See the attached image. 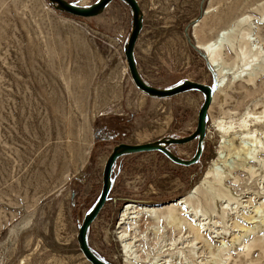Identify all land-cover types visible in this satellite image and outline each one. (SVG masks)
<instances>
[{"label": "rangeland", "instance_id": "obj_1", "mask_svg": "<svg viewBox=\"0 0 264 264\" xmlns=\"http://www.w3.org/2000/svg\"><path fill=\"white\" fill-rule=\"evenodd\" d=\"M66 1L86 7L99 0ZM136 2L143 18L135 65L143 81L160 90L185 80L211 87L214 72L203 51L194 47L193 35L205 42L244 15L264 14V0ZM131 29L132 12L123 0L110 2L92 17L60 12L48 0H0V264H91L79 249L77 234L98 201L113 148L183 138L195 131L205 96L187 91L158 98L138 89L124 54ZM256 30L264 48V23ZM259 86L264 87L261 79L254 84L232 80L211 101L195 164L179 165L161 150L117 158L106 203L86 235L95 256L107 264H124L115 234L122 206H162L189 193L221 151L225 134L216 131V121L227 124L226 113L234 109L256 115L264 110V98L254 93ZM196 148L194 140L172 144L170 150L187 160ZM263 175L264 168L253 181ZM215 205L213 221L223 218L229 225L230 210ZM141 221L142 230L151 223L144 216ZM157 226L158 238L156 234L149 241V248L139 242L134 252L138 261L152 256L150 248L154 253L165 235L164 224ZM254 232L258 236H244L225 251L218 241L194 240L195 249L182 252L185 260L177 255L176 261L264 264V224ZM166 235L169 241L179 236L173 228Z\"/></svg>", "mask_w": 264, "mask_h": 264}, {"label": "bare ground", "instance_id": "obj_2", "mask_svg": "<svg viewBox=\"0 0 264 264\" xmlns=\"http://www.w3.org/2000/svg\"><path fill=\"white\" fill-rule=\"evenodd\" d=\"M208 11L206 9L201 15ZM262 23L264 14L258 18L244 15L208 41L199 42L193 35L194 47L203 51L217 78L212 101L221 95L232 80L239 79L254 84L261 79V83H264V48L260 38L253 34ZM254 93L261 95L263 99L264 87L259 86ZM254 113H240L234 109L226 113L227 124L216 121V131L225 134L220 144L221 151L185 196L162 206L134 203L122 206L115 223V234L122 247L124 264H173L172 258L177 264H187L186 261L177 262L176 257L179 255L185 260L182 252L195 249L194 240H199L196 243L218 241L225 251L244 236H258L254 231L259 223L264 224V175L259 181L253 180L259 176V170L264 168V110L257 112L258 115ZM255 165L256 170L253 167ZM245 175L249 178L244 179ZM228 180L229 185L226 184ZM202 198L206 204L202 203ZM215 204H224L230 210L229 225L223 218L219 222L213 221L211 211L218 212ZM143 216L151 221L147 223L145 230L141 229L144 222L140 223ZM158 224H164L165 235L159 238L154 253L153 248H150L152 256L138 261L134 252L137 251L139 242L144 240L142 243L149 248V241L156 238V234L158 238ZM199 225L203 227L200 228ZM172 228L179 236L169 241L171 237L166 232ZM201 232L214 235L208 236L209 234ZM209 237L216 239L210 240ZM189 238H193V241L188 240ZM186 241L190 246L184 244ZM148 257L150 258L147 259Z\"/></svg>", "mask_w": 264, "mask_h": 264}, {"label": "water", "instance_id": "obj_3", "mask_svg": "<svg viewBox=\"0 0 264 264\" xmlns=\"http://www.w3.org/2000/svg\"><path fill=\"white\" fill-rule=\"evenodd\" d=\"M112 1L114 0H99L98 2L93 3L89 6L80 7L71 4L66 0H48V2H50L56 10L78 17H92L99 15L104 11L105 7ZM123 1L130 7L132 12V29L128 38V42L124 46V54L128 65V70L130 72V76L134 84L137 86V88L147 93L150 96H156L158 98H163V97L167 98L187 91H198L203 93L205 99L198 111L196 129L190 135L183 138H172V137L163 138L142 145L120 144L113 148L103 168L102 190L98 198V201L96 202L95 206L91 209V211H89L84 216L82 220V224L79 227L77 234V242L79 245V249L81 250L85 259L88 260L91 264H107L102 262L91 251L87 243L86 235L88 228L91 226L95 218L99 215L101 209L106 203L107 196L110 192L111 184H112L111 181L112 168L117 158H119L124 154L132 153V152L161 150L170 160H172L173 162L179 165L189 166L195 164L200 158L202 153V144L206 137V132H207L206 127H207L208 109L210 108L212 96L215 92V88H216L215 82L217 80L214 74V83L211 87L190 80H185L182 83L178 84L177 86L162 90L147 85L140 77L134 61V48L136 41L139 37V33L142 29L143 13L136 0H123ZM206 61L208 62L207 57H206ZM194 140L196 141L197 148L194 156L191 159H187V160L180 159L179 157L174 155L170 150L167 149V146H170L172 144L184 145Z\"/></svg>", "mask_w": 264, "mask_h": 264}, {"label": "flooded vegetation", "instance_id": "obj_4", "mask_svg": "<svg viewBox=\"0 0 264 264\" xmlns=\"http://www.w3.org/2000/svg\"><path fill=\"white\" fill-rule=\"evenodd\" d=\"M101 130L100 129H98V131H97V134L99 135L101 132H100ZM161 139V138H160ZM157 140H159V139H157ZM172 145H170L169 146V150H170V147H171ZM171 151V150H170ZM172 152V151H171ZM174 154V153H173Z\"/></svg>", "mask_w": 264, "mask_h": 264}]
</instances>
